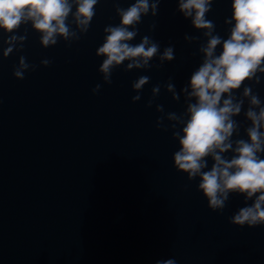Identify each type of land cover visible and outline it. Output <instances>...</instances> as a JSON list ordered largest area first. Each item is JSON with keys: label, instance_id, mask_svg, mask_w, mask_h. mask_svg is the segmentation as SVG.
<instances>
[{"label": "water", "instance_id": "water-1", "mask_svg": "<svg viewBox=\"0 0 264 264\" xmlns=\"http://www.w3.org/2000/svg\"><path fill=\"white\" fill-rule=\"evenodd\" d=\"M132 3L120 0L118 6L126 9ZM231 15V0H214L206 14L215 24L213 35H230L235 22L225 20ZM119 21L113 0H100L87 33H80L70 15L67 22L80 39L69 45L59 38L48 48L29 21L16 33L26 32V40L16 41L6 58L9 34L0 29V264H155L167 259L264 264V224L230 221L255 197L246 200V194L230 192L224 209L212 210L198 190L199 177L189 180L174 167L180 145L173 133L183 135L187 105L195 102L188 97L189 82L203 63L207 30L194 27L192 17L179 11L178 0H161L156 15L150 9L129 26L138 33L128 43L139 44L148 36L159 44L153 67L125 70L130 62L125 61L113 69L108 84L98 71L106 57L96 52L104 28ZM167 47L173 48L174 59L156 67ZM221 51L222 43L215 54ZM20 56L36 65L23 79L13 75ZM44 59L51 63L43 65ZM257 75L260 83H245L264 106V73ZM140 76L149 82L134 102L132 85ZM97 84L101 88L93 93ZM157 85L159 92L153 94ZM232 91L234 102L244 101L233 117L235 148L237 139H248L251 122L244 113L250 98L243 96V86ZM171 113L179 119H170ZM234 154L230 149L221 156ZM206 159L203 170H210L214 161Z\"/></svg>", "mask_w": 264, "mask_h": 264}, {"label": "clouds", "instance_id": "clouds-1", "mask_svg": "<svg viewBox=\"0 0 264 264\" xmlns=\"http://www.w3.org/2000/svg\"><path fill=\"white\" fill-rule=\"evenodd\" d=\"M100 0H0V29L8 33L5 42L9 47L3 50V57L15 48V42L26 40L25 35H17L22 24L31 21V26L41 33L40 42L45 48L54 46L59 38L70 45L79 40L80 35L72 28L68 21L73 17V23L80 33H87L96 15V5ZM116 12L119 14L118 25H108L104 28V42L98 47L96 55L106 57L98 71L103 74V80L111 84L113 69L130 61L125 70L132 68H151L150 61L159 52V44L150 37L144 36L139 44L132 45L138 29L129 30L141 21V15L151 9L156 15L161 0H135L129 7H119L120 0H113ZM214 0H178L179 11L185 17H192V24L197 29H206L204 35L209 37L207 46L201 51L204 60L198 70L191 74L189 98L195 102L187 105L188 119L182 129L183 135L174 132L179 138L180 148L174 153V167L177 171L187 173L188 179L199 177L198 190L207 198L208 207L212 210H223L230 192L246 194L245 199L255 197L250 206L240 208L230 221L233 224L249 227L264 224V106L258 94H253L252 87L246 81L260 83L261 77L257 73H264V0H231V19L225 23L234 25L230 35L225 39L213 35L215 24L207 19L206 14L211 10ZM151 27H154L152 25ZM197 39L196 37H186ZM222 51L216 55L217 45ZM24 43L20 44L22 50ZM174 59L172 47L164 49L160 56L161 63ZM45 66L51 63L44 59ZM35 70L36 65L26 62L25 56H20L19 64L14 67L13 75L23 79L25 71ZM149 82L148 76H140L132 85L137 95L132 100L141 99L140 92ZM243 86V96L249 97V107L244 113L251 126L246 128L248 139H237L235 148L231 137L237 129V122L233 119L241 113L243 99L234 102L232 90ZM101 88L97 84L93 93ZM169 91L174 86L168 84ZM187 91V88L184 89ZM153 94L159 92V85L152 89ZM227 98L222 100V95ZM173 98H176L173 92ZM150 99L147 106L151 107ZM258 109V111L256 110ZM162 111V106L157 105ZM172 120L179 119L175 113L169 116ZM160 118H158L159 120ZM157 127H161L157 123ZM173 127H175L173 125ZM232 149L234 155L225 159L221 153ZM212 157L210 170L206 169V157ZM203 170V171H202ZM155 264H176L174 259L157 260Z\"/></svg>", "mask_w": 264, "mask_h": 264}]
</instances>
